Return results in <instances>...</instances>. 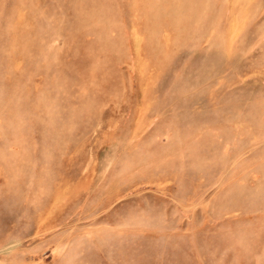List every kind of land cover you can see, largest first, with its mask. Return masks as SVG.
<instances>
[{"label":"rangeland","instance_id":"rangeland-1","mask_svg":"<svg viewBox=\"0 0 264 264\" xmlns=\"http://www.w3.org/2000/svg\"><path fill=\"white\" fill-rule=\"evenodd\" d=\"M0 264H264V0H0Z\"/></svg>","mask_w":264,"mask_h":264}]
</instances>
